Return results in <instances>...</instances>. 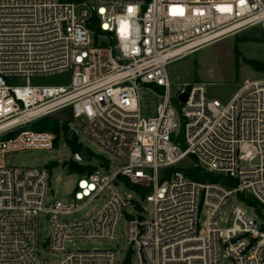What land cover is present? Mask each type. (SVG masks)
I'll list each match as a JSON object with an SVG mask.
<instances>
[{"label":"built area","instance_id":"1","mask_svg":"<svg viewBox=\"0 0 264 264\" xmlns=\"http://www.w3.org/2000/svg\"><path fill=\"white\" fill-rule=\"evenodd\" d=\"M256 26L264 0H0V264H125L114 248H70L113 242L121 220L135 264H264V222L233 205L231 226L219 223L232 193L264 206V79H244L223 103L202 81L173 87L166 71ZM63 72L66 85L15 84ZM62 110L117 160L114 170L77 173L68 199L48 198L49 167L6 162L50 150L56 135L30 126ZM70 161L88 163L78 153ZM194 165L221 181L192 179L183 169Z\"/></svg>","mask_w":264,"mask_h":264},{"label":"rangeland","instance_id":"2","mask_svg":"<svg viewBox=\"0 0 264 264\" xmlns=\"http://www.w3.org/2000/svg\"><path fill=\"white\" fill-rule=\"evenodd\" d=\"M254 38H264V28L252 27L238 32L234 35L226 36L219 40L206 44L193 52L179 57L166 65V71L172 86H177L184 82L202 81L206 84L207 96L216 98L221 102H227L243 84L244 79H264V73L256 72L252 69L248 60L254 59L264 62V41L254 40ZM70 73H56L51 75L31 77L26 82L25 79L15 81V84L60 86L69 82ZM146 93L142 89L141 94ZM148 93V92H147ZM150 94V93H149ZM50 119L55 120L60 125L56 143L50 150L46 149H26L13 152L7 155L6 162L15 166H47L50 169V184L48 198L68 199L69 192L75 184L78 174L68 169V164L73 158V152L68 147L65 137L76 138L81 149L77 153L83 160L88 162L89 170L97 167H108L114 170L117 160L112 158L107 152L100 149L92 140L83 136L79 132L77 120L70 119L66 110L53 113ZM64 121V122H63ZM63 122V123H62ZM61 124L63 125L61 127ZM66 126V127H64ZM77 130L76 135L69 129ZM89 150V151H88ZM91 152V153H89ZM78 164V163H77ZM81 165V164H80ZM88 169H83L79 173H85ZM134 200L140 206L148 209L145 201H141L139 196L131 193ZM244 198L254 201V205L261 214H264V206L257 203L249 195H242ZM99 200H94L83 207L74 217L79 218L91 212L98 204ZM236 205L248 218L254 219L257 223L264 222V219L255 211L254 206L241 200L235 193L228 196L226 203L221 208L219 214L220 226L229 227L233 221L231 208ZM134 212V210H131ZM207 215L202 210L199 216V223L205 225ZM49 224L43 216L38 218V233L40 241H44L48 235ZM70 248L80 249H109L114 248L118 253L120 263L135 264L134 257L127 252L126 223L121 220L116 239L113 242L105 241H82ZM43 257L55 258L56 256L43 252Z\"/></svg>","mask_w":264,"mask_h":264},{"label":"trees","instance_id":"3","mask_svg":"<svg viewBox=\"0 0 264 264\" xmlns=\"http://www.w3.org/2000/svg\"><path fill=\"white\" fill-rule=\"evenodd\" d=\"M95 31H97V29H95ZM254 40L264 41V38H254ZM248 61H249L250 65L254 71L259 72V73H264V62L254 60V59H250ZM59 125L60 124L58 122H56L55 120L50 119L49 117H43V118H40V119L36 120L35 122H33L31 124L30 128L33 130H47V131L54 133L57 137V135L59 134V129H60ZM62 126L63 125L61 124V127ZM64 127H66V126H64ZM65 141H66V144L68 145V147L72 150L73 154L80 151L81 145L79 142H77L76 138L65 137ZM55 143H56V138H55L54 144ZM89 153H91V152H89ZM89 168H90V166H88V164L80 165V164H77L75 162H70L68 164V169H70L71 171H73L75 173H79L83 169H88V171L87 170L86 171H87V173H89L92 171V170H89ZM183 171L189 177H191L192 179L197 180V181H212V182L221 181V179L217 175H215L211 172L204 171L196 165L192 166L191 168L183 169ZM223 183L227 184L228 186L232 185L231 181H225ZM238 197L241 200H243L244 202L254 206L255 211H257V213L262 217V219H264V214L260 213L258 208L254 205L255 203L253 200H249L247 198H244L241 194H239Z\"/></svg>","mask_w":264,"mask_h":264},{"label":"water","instance_id":"4","mask_svg":"<svg viewBox=\"0 0 264 264\" xmlns=\"http://www.w3.org/2000/svg\"><path fill=\"white\" fill-rule=\"evenodd\" d=\"M179 99L182 100V101H184L186 99V96L185 95H180L179 96Z\"/></svg>","mask_w":264,"mask_h":264},{"label":"crops","instance_id":"5","mask_svg":"<svg viewBox=\"0 0 264 264\" xmlns=\"http://www.w3.org/2000/svg\"><path fill=\"white\" fill-rule=\"evenodd\" d=\"M258 79V78H257Z\"/></svg>","mask_w":264,"mask_h":264}]
</instances>
